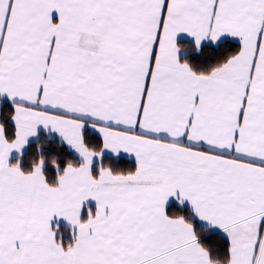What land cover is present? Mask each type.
Segmentation results:
<instances>
[{"label":"snow or ice","instance_id":"1","mask_svg":"<svg viewBox=\"0 0 264 264\" xmlns=\"http://www.w3.org/2000/svg\"><path fill=\"white\" fill-rule=\"evenodd\" d=\"M0 264H264V0H0Z\"/></svg>","mask_w":264,"mask_h":264}]
</instances>
